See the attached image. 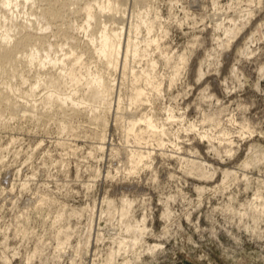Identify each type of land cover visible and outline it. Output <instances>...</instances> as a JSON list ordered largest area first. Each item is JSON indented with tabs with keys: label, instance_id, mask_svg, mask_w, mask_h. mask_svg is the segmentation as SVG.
<instances>
[{
	"label": "rangeland",
	"instance_id": "374dc122",
	"mask_svg": "<svg viewBox=\"0 0 264 264\" xmlns=\"http://www.w3.org/2000/svg\"><path fill=\"white\" fill-rule=\"evenodd\" d=\"M118 3L125 15L103 20L121 18L125 33L144 7L158 17L159 47L149 55L160 95L137 109L124 99L123 120L115 124L113 107L107 128L70 106L43 110L36 103V117L8 111L0 121V264H107L110 254V264H264V0ZM82 20L65 19L74 26ZM60 27L57 20L43 34L58 42ZM225 30L232 31L229 42ZM72 34L86 45L82 33ZM175 67L180 72L170 84ZM168 110L175 119L164 123L162 146L147 137L125 140L133 117L152 113L161 123ZM132 149L150 156L128 175ZM142 221L143 244L134 250L138 233L125 227Z\"/></svg>",
	"mask_w": 264,
	"mask_h": 264
},
{
	"label": "bare ground",
	"instance_id": "6f19581e",
	"mask_svg": "<svg viewBox=\"0 0 264 264\" xmlns=\"http://www.w3.org/2000/svg\"><path fill=\"white\" fill-rule=\"evenodd\" d=\"M33 7L39 9L40 13L34 12ZM111 12L121 16L125 10L118 0H0V68H3L0 74H4L5 80L3 89H0V121H4L8 111L14 116L21 112L36 117L39 114L35 112L36 103L43 110H50L57 104L61 110L68 106L86 110L93 125L107 128L104 116L113 107L116 111L115 124L123 120L120 114L126 109L124 99L128 109H137L144 102L149 103L152 93L160 95L161 77L156 73V61L149 55L150 48L159 47L160 37L154 35L158 17H152L150 9L144 7L134 15L125 33L121 18L112 16L103 20V15ZM78 14L83 16L80 24L74 26L71 22L66 23V18ZM19 15L22 16L21 23L17 22ZM57 20L61 21L57 33L59 41L50 42L43 33ZM95 22L98 23L96 30ZM73 32H80L87 39L84 47L79 46ZM142 32L146 34L144 37H140ZM224 35L229 42L233 34L225 30ZM52 37L55 38L56 34ZM161 55L167 63L165 51H161ZM31 70L34 83L24 92L21 87L29 81ZM179 72V67L173 68L170 84ZM117 73L120 75L119 83ZM201 74L198 72V76ZM15 79L20 82L18 86L13 84ZM116 82L118 90L115 88ZM38 90L44 92L39 100L28 101L36 97ZM15 98L22 99L24 103H17ZM12 109L15 110L13 113ZM167 113L166 120L161 123L152 113L133 117L124 127L125 140L131 139L134 144H140L147 137L162 146L164 123L175 119L171 110ZM66 129L65 122H61L60 132ZM220 133L222 137L228 134L224 130ZM149 156V153L135 149L127 152L128 175L136 174ZM129 210L130 202L123 201L121 217H125ZM144 230L143 221L134 227H125L126 233H138L131 243L132 249L142 246ZM120 245L123 243L120 242ZM112 259L113 255L110 254L107 264Z\"/></svg>",
	"mask_w": 264,
	"mask_h": 264
}]
</instances>
